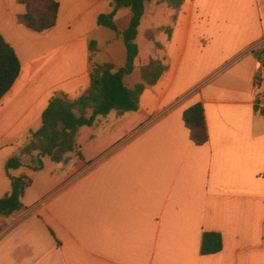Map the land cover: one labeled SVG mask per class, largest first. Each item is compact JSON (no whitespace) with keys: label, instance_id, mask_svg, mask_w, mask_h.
Here are the masks:
<instances>
[{"label":"crops","instance_id":"0c3cea01","mask_svg":"<svg viewBox=\"0 0 264 264\" xmlns=\"http://www.w3.org/2000/svg\"><path fill=\"white\" fill-rule=\"evenodd\" d=\"M56 1L54 26L36 33L16 22L24 5L0 0V36L20 63L0 99V198L10 177L30 179L22 207L0 215V264H264V68L253 54L264 50V0L146 2L123 83H140L150 57L165 70L138 109L80 127V157L6 171L52 95L76 98L93 64L125 63L120 35L97 25L110 0ZM129 18L127 8L116 12L119 32ZM142 25L143 35L157 30L159 49L137 43ZM195 103L208 134L202 146L182 122ZM203 232L220 234L221 251L200 254Z\"/></svg>","mask_w":264,"mask_h":264},{"label":"trees","instance_id":"16d2710c","mask_svg":"<svg viewBox=\"0 0 264 264\" xmlns=\"http://www.w3.org/2000/svg\"><path fill=\"white\" fill-rule=\"evenodd\" d=\"M24 5L25 12L16 16V22L26 29L40 33L54 26L58 13L56 0H15ZM150 0H110V11L97 17V25L120 35L125 48L123 67L114 70L111 63L93 64L88 88L76 98L54 94L40 117V127L30 134L29 139L10 156L5 169L15 170L28 167L31 172L39 171L42 159L53 157L58 160L64 152L74 151L80 157L76 145L72 142L74 132L80 127L91 126L97 117H104L115 111L118 116L138 109L139 97L147 86H153L164 73V66L158 59L149 58L139 69L140 83L132 89L123 83V77L130 74L138 55L136 45L137 28L144 14V5ZM183 0H159L170 9H177ZM127 8L130 18L126 28L119 32L114 23V16L119 9ZM153 40L151 31L146 33ZM154 47L160 45L154 42ZM254 56L264 68V50L253 51ZM20 72L19 60L12 49L0 36V99L10 90ZM257 110V103L254 105ZM264 115V107L261 108ZM182 122L188 131L189 140L195 146L207 142L204 110L200 103H195L182 113ZM10 192L0 198V215L8 216L18 211L20 199L30 184L27 177H10ZM222 239L219 233L203 232L200 239V254L210 255L221 251Z\"/></svg>","mask_w":264,"mask_h":264},{"label":"rangeland","instance_id":"374dc122","mask_svg":"<svg viewBox=\"0 0 264 264\" xmlns=\"http://www.w3.org/2000/svg\"><path fill=\"white\" fill-rule=\"evenodd\" d=\"M158 1H159V0H158ZM142 26H143V27H142V29H141V33H140V35H139L138 38H137V43L141 45V44H147L146 41H150V42H153V44H154V36H155V34L157 33V30H155V31L147 30V31L144 32V35H143V30H145V29H144V25H142ZM148 31H151V32H152V34H153V40H149V39H148V37H147V35H146V33H147ZM150 58H153V57H150ZM154 59H156V58H154ZM147 61H148V60H147ZM147 61H146V62H147ZM146 62H145V63H146ZM145 63H144V64H145ZM144 64H143V65H144ZM139 69H140V68H139ZM263 97H264V91H263ZM77 130H78V129H77ZM77 130L74 132V134H73V136H72V139H71L74 145H76L74 140H75V134H76ZM67 153H69V151L64 152V155H66ZM54 162H55V160H54ZM38 176H40V175H36V174L33 175V177H35V178H38ZM31 192H32V189H29V190L27 191L26 195H25V198H27V197H26L27 194L30 195Z\"/></svg>","mask_w":264,"mask_h":264}]
</instances>
